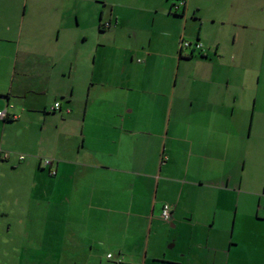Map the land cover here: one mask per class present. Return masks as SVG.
Here are the masks:
<instances>
[{"label":"crops","instance_id":"0c3cea01","mask_svg":"<svg viewBox=\"0 0 264 264\" xmlns=\"http://www.w3.org/2000/svg\"><path fill=\"white\" fill-rule=\"evenodd\" d=\"M180 1L112 4L83 83L56 22L0 0V264H264V0Z\"/></svg>","mask_w":264,"mask_h":264},{"label":"rangeland","instance_id":"374dc122","mask_svg":"<svg viewBox=\"0 0 264 264\" xmlns=\"http://www.w3.org/2000/svg\"><path fill=\"white\" fill-rule=\"evenodd\" d=\"M2 1L6 2V4H11L13 9L16 7L15 4H20L21 0ZM163 1L167 0H27V4L28 8L31 4L35 6L36 17H40V15H42L43 20L40 18L39 24H41L43 28H45L48 22H56L55 24H57V26H55L57 27L58 31L56 32V30L53 28L51 29V34L56 35L57 33L58 40L55 41L54 44L52 43L53 46L51 49L56 51L57 60L61 61L59 67L65 65L63 68L67 67L68 72L69 69L72 71L75 81L87 83L88 72L93 66V60L96 55V51H98V55L95 64L102 67V51L105 48L104 46H106V48L114 47L112 42L114 36L113 33L115 32L114 28L112 27L111 29L104 31L99 29V24H105L108 21L112 4L125 3L140 7H142L141 5L147 4L149 5L147 7L152 8L154 6L159 7V5L163 4ZM203 1L204 3L210 5L221 0ZM243 6L246 7V5ZM157 7L153 8V10L155 11ZM114 8L115 11H121V8L117 6H114ZM136 15L140 14L136 13ZM148 16L150 17L151 14ZM113 23L114 20H112V26ZM148 23L151 24L149 20ZM149 24L146 26L144 19V22L140 23V27L146 26V28H148ZM223 28L225 29L224 31L226 33L225 44L229 45L236 29L232 26V24H227ZM118 30L119 35L123 36L125 33L127 34L128 31V29H124L123 31L121 29ZM119 39L122 41H127L128 38L123 39L122 37H119ZM75 68L80 69V72L78 73L77 71L74 73L76 70ZM31 75L32 77H36L34 73ZM33 79L32 81L36 83V79ZM75 142L76 137H73L70 144ZM105 251L108 250L105 248L101 249V258L97 264H112L109 263L111 261L105 258V255L108 253ZM49 254L50 253L45 252V254H43L44 260L41 261L39 260L42 257L40 253L36 252L34 255L30 253L29 255H32L34 260L28 261V264H58L59 261L51 259ZM149 262H152V259H150ZM123 264H127V262H124Z\"/></svg>","mask_w":264,"mask_h":264},{"label":"built area","instance_id":"2783aa9c","mask_svg":"<svg viewBox=\"0 0 264 264\" xmlns=\"http://www.w3.org/2000/svg\"><path fill=\"white\" fill-rule=\"evenodd\" d=\"M186 2L185 1H180L178 4H176L174 6V12H179L180 8L185 6ZM107 25V24H106ZM181 49H186V50H190V51H199L201 52L203 50V44L200 42H194V43H189V42H185L183 41L181 44ZM61 109V104L59 102H56L53 104V106L50 108L51 112H59ZM66 113H69V109L65 110ZM6 118V114L3 111H0V120H3ZM12 119H15V117L13 116ZM9 157V155L7 153H5L3 155L4 159H7ZM24 159V156H18V160L22 161ZM52 164V160L50 159H41L40 160V167L41 168H47L50 169ZM49 174L51 176L55 175V171L50 169L49 170ZM161 218L166 221L169 222L172 218V208L170 205L165 204L162 208V212H161ZM112 256L110 254L107 255V259H111ZM122 260L121 259H117L116 263H121Z\"/></svg>","mask_w":264,"mask_h":264},{"label":"trees","instance_id":"16d2710c","mask_svg":"<svg viewBox=\"0 0 264 264\" xmlns=\"http://www.w3.org/2000/svg\"><path fill=\"white\" fill-rule=\"evenodd\" d=\"M107 24V25H106ZM110 27V23H105V24H99V29L101 30H107ZM191 52H196V51H191ZM199 52V51H198Z\"/></svg>","mask_w":264,"mask_h":264}]
</instances>
